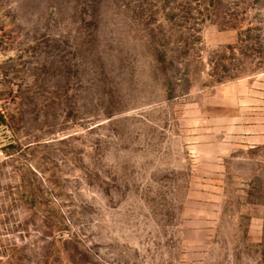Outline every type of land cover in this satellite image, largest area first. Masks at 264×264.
Masks as SVG:
<instances>
[{"label": "rangeland", "instance_id": "374dc122", "mask_svg": "<svg viewBox=\"0 0 264 264\" xmlns=\"http://www.w3.org/2000/svg\"><path fill=\"white\" fill-rule=\"evenodd\" d=\"M0 264H264V0H0Z\"/></svg>", "mask_w": 264, "mask_h": 264}, {"label": "built area", "instance_id": "2783aa9c", "mask_svg": "<svg viewBox=\"0 0 264 264\" xmlns=\"http://www.w3.org/2000/svg\"><path fill=\"white\" fill-rule=\"evenodd\" d=\"M6 161V156L3 148L0 147V171L2 170V167Z\"/></svg>", "mask_w": 264, "mask_h": 264}]
</instances>
